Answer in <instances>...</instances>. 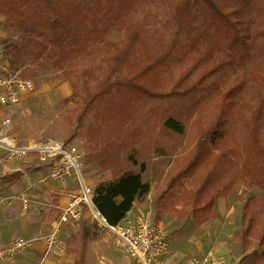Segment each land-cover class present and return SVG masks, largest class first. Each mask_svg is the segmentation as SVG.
Wrapping results in <instances>:
<instances>
[{"label": "trees", "instance_id": "16d2710c", "mask_svg": "<svg viewBox=\"0 0 264 264\" xmlns=\"http://www.w3.org/2000/svg\"><path fill=\"white\" fill-rule=\"evenodd\" d=\"M138 14L142 18H135ZM0 15L5 18L3 30L19 35L17 42L2 41L9 71L25 79L43 76L44 82H66L72 90L63 102L76 106L75 121L64 145L81 137L92 107L102 103L115 108L111 135L107 132L101 140L86 134L91 151L87 161L112 173V179L100 183L92 195L94 208L111 227L119 225L133 203L150 191L142 177L145 164L134 155L135 139L126 125L122 127L121 107L131 104L134 96L144 103L150 97L184 98L202 91L189 105L196 112L219 88L206 82L217 75L225 78V66L254 74L264 62V0H0ZM150 23L158 30L151 43L146 41ZM121 30V42L108 40L112 32ZM129 59L136 67H129ZM176 69L179 80L168 92L155 94L147 78L163 70L172 75ZM143 103L123 113L129 124ZM163 127L179 137L186 132L181 120L171 115ZM215 135L212 131V142L222 137ZM101 142L105 145L98 147ZM127 142L129 148L122 149ZM185 175L181 171L169 178L167 190L174 195L163 191L154 197L153 222L167 217L184 224L191 220L197 230L216 218L215 203L224 190H209L206 177H191L184 184ZM254 187L260 190L258 197L236 198L242 206L241 230L233 233L231 241L239 243L243 252L252 248V264H264V179L248 183L245 192ZM82 207L86 213V206ZM88 228L72 236L76 248L68 251L76 256L73 264H86Z\"/></svg>", "mask_w": 264, "mask_h": 264}, {"label": "rangeland", "instance_id": "374dc122", "mask_svg": "<svg viewBox=\"0 0 264 264\" xmlns=\"http://www.w3.org/2000/svg\"><path fill=\"white\" fill-rule=\"evenodd\" d=\"M142 16L138 14L135 18L140 19ZM4 22L5 18L0 15V75L7 71L8 76L22 78L19 72L11 73L7 67L9 61L4 54L2 41L17 42L19 35L4 31L1 27ZM152 24L150 23L146 32V41L149 43L158 36V30L151 27ZM121 31L112 32L108 40L121 42L124 38V33ZM130 62L131 59L128 60L129 67H136L135 63ZM173 70L174 68H171L172 73ZM223 71L226 73L224 80H221L223 75H217L206 82L211 83L210 87L218 85L219 88L213 89L196 112L191 111L189 105L191 99H197L202 91L193 92L184 98L150 97L144 103L134 96L131 104L121 107L120 119L124 116L122 127L126 125L125 129L135 139L136 159L145 164L143 181L150 184L152 193L156 196L163 191H167L171 196L174 195L167 190L168 181L181 171L186 174L182 179L184 184L191 177L202 179L206 177L211 184L209 190H224V196L234 199V203L237 197L247 199L260 195L257 187L248 192H245V188L248 183H260L264 179V62L254 74L241 71L237 67L231 69L228 66H225ZM179 75V69H176L172 75L167 70H163L158 74H151L147 81L155 94L166 93L179 80ZM23 79L32 81L35 88L30 93L22 94L15 105H8L6 108L0 104V133L15 137L19 146L50 140L65 142L73 131L76 107L72 102H63L71 97L72 90L69 84L54 80L44 82L43 76ZM192 81L194 78L188 81L185 87H189ZM238 87L241 88L237 92ZM137 103H143L144 106H137L138 112L133 115L131 112L133 123L129 124L123 113ZM114 110V107L108 109L102 103L92 107L86 115L81 137L70 144L77 147L80 145L86 149V134L101 140L106 138L107 132L111 135L116 122L113 116ZM170 115L178 118L185 125L186 132L183 136L174 135L163 127L165 118ZM220 121L221 125L218 126ZM212 131H216V135L221 133L222 137L212 142L210 138ZM121 138L125 139L122 136ZM104 145L105 142L97 143L98 147ZM118 148L121 151V148ZM128 148L129 142L122 144V149ZM33 156L38 158L37 155ZM37 161L41 163L39 159ZM85 164H87L85 160H82V171L85 170ZM30 172L33 173L35 170ZM45 176L46 174H40L38 183H45L43 179ZM82 176L85 180V173H82ZM73 180L76 181L74 177H69L65 181L69 186L75 187V190L79 189L80 185ZM60 183L63 185L65 182ZM85 183L90 187L87 181ZM241 213L242 206L236 203L233 211L234 228L239 227L240 230ZM261 220L264 223V216ZM189 225L185 232L192 231V224ZM98 230L108 238L110 255L115 259H126L123 247L118 245L105 229H103L105 231L101 228ZM166 235V238L170 236L169 233ZM13 239L32 238L14 237L11 240ZM251 253L252 248L245 252L246 255ZM191 255L189 259H198L192 253Z\"/></svg>", "mask_w": 264, "mask_h": 264}, {"label": "crops", "instance_id": "0c3cea01", "mask_svg": "<svg viewBox=\"0 0 264 264\" xmlns=\"http://www.w3.org/2000/svg\"><path fill=\"white\" fill-rule=\"evenodd\" d=\"M85 148L78 145L81 161L85 160L87 163L82 171L86 176L83 181H87L90 187L86 183L85 185L94 191L100 183L110 181L112 173L101 170L98 162L89 163L87 157L91 151L87 144ZM31 155L0 163V246H6L14 237L35 238L49 234L58 221L61 210L67 207L69 194L78 191L66 181L63 185L58 181L48 180L38 183L40 174L49 173V163H38L39 158L33 156L36 154ZM30 170L35 172L31 173ZM23 194L28 199L26 210L22 209L19 201ZM155 196L150 186L147 196L136 200L126 215L134 222L151 223L170 234L167 238V253L163 257L164 264H186L191 253L198 259L207 255L223 256L225 264H252V256L246 255L239 243L231 241L233 233L240 230L239 227L234 228L236 199L234 203V199L227 196L218 198L215 203L216 218L202 224L197 230H193L192 226V231L188 233L185 231L192 224L191 220L184 224L178 219L167 217L153 222L152 201ZM86 225H89L86 264H140L127 254L126 259H115L110 255L108 238L98 230L104 228L93 222L87 213L78 223L62 226L57 251L46 252L44 244L39 241L32 250L20 252L12 264H73L76 256L68 248H76L72 236L79 233L81 235ZM105 232L113 238L111 233L107 230Z\"/></svg>", "mask_w": 264, "mask_h": 264}, {"label": "built area", "instance_id": "2783aa9c", "mask_svg": "<svg viewBox=\"0 0 264 264\" xmlns=\"http://www.w3.org/2000/svg\"><path fill=\"white\" fill-rule=\"evenodd\" d=\"M0 75V104L4 107L15 105L20 96L30 93L35 85L30 80H24L16 76ZM0 163L36 154L41 162L48 161L49 173L43 178L48 181L64 183L69 177H74L80 185L77 192L69 195L67 207L61 210L58 221L52 231L44 237L32 239H13L6 246H0V264H12L17 255L27 249H31L39 241L44 244L46 252L59 249L58 235L63 225L78 223L86 213L99 227L106 229L116 243L123 247L126 254L140 264H164L163 257L167 253V238L164 230L156 225L145 222H134L129 216H125L122 223L115 227L109 226L92 204L93 191L85 185L82 177L81 153L73 144L64 145L57 141H47L38 144L19 146L14 137L0 133ZM23 210L28 208V199L23 194L19 197ZM186 264H225L224 257L219 255H207L202 259L191 258Z\"/></svg>", "mask_w": 264, "mask_h": 264}]
</instances>
